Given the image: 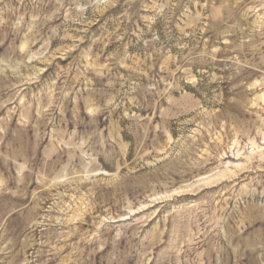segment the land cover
<instances>
[{"label": "rangeland", "instance_id": "rangeland-1", "mask_svg": "<svg viewBox=\"0 0 264 264\" xmlns=\"http://www.w3.org/2000/svg\"><path fill=\"white\" fill-rule=\"evenodd\" d=\"M0 264H264V0H0Z\"/></svg>", "mask_w": 264, "mask_h": 264}]
</instances>
